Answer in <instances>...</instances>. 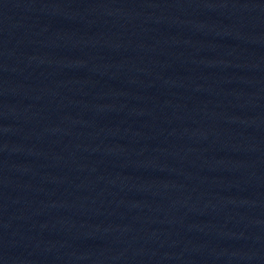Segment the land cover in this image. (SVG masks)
Segmentation results:
<instances>
[{"label":"water","instance_id":"95a60500","mask_svg":"<svg viewBox=\"0 0 264 264\" xmlns=\"http://www.w3.org/2000/svg\"><path fill=\"white\" fill-rule=\"evenodd\" d=\"M0 264H264V0H0Z\"/></svg>","mask_w":264,"mask_h":264}]
</instances>
